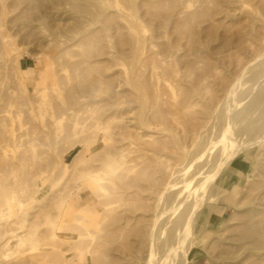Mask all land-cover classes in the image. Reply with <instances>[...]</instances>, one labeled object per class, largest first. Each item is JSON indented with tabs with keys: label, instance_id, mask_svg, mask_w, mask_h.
Returning <instances> with one entry per match:
<instances>
[{
	"label": "bare ground",
	"instance_id": "bare-ground-1",
	"mask_svg": "<svg viewBox=\"0 0 264 264\" xmlns=\"http://www.w3.org/2000/svg\"><path fill=\"white\" fill-rule=\"evenodd\" d=\"M22 1H28L26 11L39 5L37 0H13L16 5ZM121 1L130 12L118 10L124 21L113 29L116 69L98 81L110 97L105 105L112 115L106 122L117 121L109 144L123 162L117 167L126 174L120 177L136 174L134 183L143 177L147 184L141 187L148 193L138 200L143 212L121 226L124 230L135 221L125 255L107 257L105 263L196 264L193 249L200 239L217 264H264V0ZM72 5L73 24L80 26L83 12L105 16L108 27V6L118 9L119 1L72 0ZM0 8H5L1 2ZM1 26L0 19V58L8 55V61L12 41H5L8 29ZM80 32L78 45L87 48L81 55L90 60L93 51L102 50L101 38L94 35L88 42L84 30ZM17 78L26 93L31 88L36 94L45 86L39 81L34 88L29 80ZM102 124L96 119L94 132ZM134 142L138 161L131 164L128 146ZM246 150L259 159L263 174L260 179L253 175L254 180L247 174L243 193L227 198L226 172ZM89 151L93 156L94 150ZM227 206L232 209L229 218L223 212L219 219L210 217ZM63 210L55 215L53 227ZM110 211L100 212L93 224L96 233L105 230ZM70 227L64 223L61 228ZM73 227L85 229L80 222ZM207 229L214 232L211 239L201 236ZM54 232L20 243L48 242L56 238ZM105 233L106 244L112 243L115 228ZM70 243L63 238L60 248H54L61 256L72 255L77 245ZM75 256L74 264H91L85 254Z\"/></svg>",
	"mask_w": 264,
	"mask_h": 264
},
{
	"label": "rangeland",
	"instance_id": "rangeland-1",
	"mask_svg": "<svg viewBox=\"0 0 264 264\" xmlns=\"http://www.w3.org/2000/svg\"><path fill=\"white\" fill-rule=\"evenodd\" d=\"M83 1L97 3L99 0ZM116 1H119L118 9L108 6L107 15L111 19L107 27L105 16L83 12H79L80 26L73 24L69 17L74 12L72 0H37L38 7L29 11L24 9L28 1L16 5L13 0H0L5 7L0 8L1 29H8L5 41H12L8 48L10 60L6 61L8 55L0 58V162L3 161L0 165V264H58L62 258L66 260L81 253L91 259V264H106L107 257L125 255L123 248L129 232L133 239L135 221L124 230L121 226L128 217L143 212L138 200L146 197L148 192L141 186L147 182L142 177L134 183L136 174L120 177L126 174L117 167L123 162L116 153L118 149L109 144L110 128L117 131V121L106 122L112 115L105 105L110 97L98 81L116 69L113 53L117 35L113 29L124 21L118 10L130 12L123 1L111 0ZM82 30L88 42L94 35L101 38L98 44L102 50L93 51L90 60L82 57L87 48L77 42ZM107 51H111L110 56ZM17 75L29 80L34 88L39 81L45 86L36 94L31 88L26 93ZM96 119L103 124L94 132L92 126ZM89 143L91 147L87 149ZM137 143L128 146L134 160L131 164L138 161ZM90 148L95 152L93 156ZM241 156L231 162L226 172L229 180L224 195L227 198L243 193L247 174L252 173L250 177L254 175L257 179L263 174L254 153L246 150ZM87 177L90 178L87 180ZM60 207L64 209L63 216L53 227ZM108 208L112 218L103 225L105 230L96 233L93 224ZM221 212L227 219L232 209L220 207L210 217L219 219ZM75 222L84 224V231L73 227ZM64 223L71 227L64 230L61 228ZM112 228L116 233L112 243L106 244L105 232ZM50 229L55 231L56 238L48 242L43 239L37 244L20 243L28 238H46L44 234ZM213 233L207 229L201 236L211 239ZM63 238L77 245L72 255L61 256L54 248V244L60 248L58 241ZM197 241L199 245L193 249L192 261L217 264L205 249V243ZM77 262L75 256L68 264Z\"/></svg>",
	"mask_w": 264,
	"mask_h": 264
},
{
	"label": "crops",
	"instance_id": "crops-1",
	"mask_svg": "<svg viewBox=\"0 0 264 264\" xmlns=\"http://www.w3.org/2000/svg\"><path fill=\"white\" fill-rule=\"evenodd\" d=\"M241 174H243V173L241 172Z\"/></svg>",
	"mask_w": 264,
	"mask_h": 264
}]
</instances>
